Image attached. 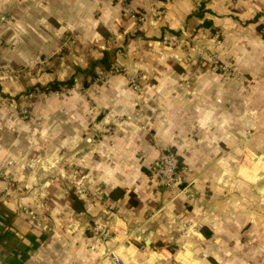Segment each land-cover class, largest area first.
<instances>
[{
    "label": "crops",
    "instance_id": "crops-1",
    "mask_svg": "<svg viewBox=\"0 0 264 264\" xmlns=\"http://www.w3.org/2000/svg\"><path fill=\"white\" fill-rule=\"evenodd\" d=\"M0 16V69L11 70L0 76L1 96L80 81L91 61L116 48L112 64L133 67L141 82L136 91L125 76L107 74L91 91L101 109V154L85 163L87 175L101 172L95 233L84 226L88 211L55 195L40 169L47 166L36 165L18 190L0 180L1 264H106L108 250L125 264H264V0H0ZM182 32L233 72L215 70L196 49L161 44ZM75 85L36 101L27 122L0 107V168L16 156L69 157L85 144L88 134L72 131L75 111L89 108ZM166 148L184 166V191H166L157 176ZM46 187L60 206L70 204L69 217L60 206L46 222L23 210Z\"/></svg>",
    "mask_w": 264,
    "mask_h": 264
},
{
    "label": "rangeland",
    "instance_id": "rangeland-1",
    "mask_svg": "<svg viewBox=\"0 0 264 264\" xmlns=\"http://www.w3.org/2000/svg\"><path fill=\"white\" fill-rule=\"evenodd\" d=\"M0 21H3L2 16H0ZM63 40L65 42H72L73 37H70V35L65 36ZM116 44L119 45L120 43L116 41L113 45ZM161 44L170 49L184 48L188 50L191 49V51H195L196 49V52L199 54L198 48H195L194 45L191 44V41H189V35L183 32L165 37L164 39H162ZM64 48L65 46L63 43L57 50V54L63 53L65 51ZM117 49L118 48H116V50ZM132 68H130L127 64H123L122 62H118L117 64L113 63L111 68L108 69L109 71L106 69L101 70V67L96 66L93 70V74H84L80 81L79 79L76 80L74 82V84L76 83V85L74 86V89L72 91L75 90V92L80 96V99L84 101V105L86 104L89 108L87 109L84 106V108L80 107L75 111V124L73 125L74 127H72V131L79 136L83 134L84 137H86V134H88L89 137L85 141V144L82 147L75 146L74 153H72L69 157L58 154L57 156H43L41 158H38V163L33 160L24 161L23 158L19 156L10 158L9 162H7V167L5 166L0 168V180H4L8 183V189L14 190L16 188L15 190H18L16 182L20 180L23 172H28V175H31L33 177L36 174L34 172L36 165H46L47 168L45 169L47 170H44L42 168L40 169L42 172L44 171L45 173H47L46 178L48 180L53 179V182H51V185L49 187L52 188L55 195L59 197L64 196L69 200V198H71V194H74L76 197L81 199L83 202L82 211H88V213L85 215L86 221L84 223V226L88 228V231L90 233H95L94 231L97 224L94 220L98 216H93V214H101V172L91 173V175H87V164L85 163L97 160V158L101 154V109L94 107V102L92 100L93 94L91 93V91L94 92L95 89H100L97 87L101 85L102 80L107 74H119L125 76L130 87L131 85L129 82V76H134L137 83L141 87L139 73L132 71ZM110 69L112 73L110 72ZM10 72L11 70L9 68L0 69V76L7 75ZM78 75H80V73H77L76 76ZM79 77L80 76H78L77 78ZM85 81L88 82L87 85L84 84ZM185 84H189L188 78L183 79L179 82L180 86H184ZM67 91L68 88L62 85L61 89H58L56 91L42 90L37 86H33L29 89L23 90L21 93L13 97L0 95V107L2 105H6V107H8L12 114L15 115L19 120L27 122L33 116V105L36 101H46L50 99V97L61 98L64 93H67ZM77 111L83 116L87 115L88 122H77ZM142 128H144L142 130L145 131L146 134L149 133L147 127L142 126ZM67 158L68 161H66ZM9 167H12L13 169H9ZM53 169H56V172H53ZM41 171H39V174ZM47 190V187L43 190V192L42 189L39 190L41 194H37L36 202L34 203L35 206L33 207L35 210L30 209L29 206L28 210L26 208L23 209L27 214L31 212L35 216V218L38 217L41 222H46L51 218L52 213L56 209V206L58 208L62 207L60 206V201L54 199V197H56L54 196V193ZM71 209L72 208L70 204L66 206L64 205L61 209L63 210L62 216L64 218L69 217L65 214L67 211H72ZM82 211L75 212L78 213ZM104 263L107 264L108 262L106 261ZM176 263L179 264L180 262L177 261Z\"/></svg>",
    "mask_w": 264,
    "mask_h": 264
},
{
    "label": "built area",
    "instance_id": "built-area-1",
    "mask_svg": "<svg viewBox=\"0 0 264 264\" xmlns=\"http://www.w3.org/2000/svg\"><path fill=\"white\" fill-rule=\"evenodd\" d=\"M130 16L136 20H142V16L130 11ZM200 59L208 61L211 67L215 70L231 74L233 72L232 67L219 59L217 53L213 49L206 47L198 48ZM109 71V70H108ZM110 72L112 73L111 69ZM129 82L132 89L139 91L140 85L137 83L134 76H129ZM185 169L176 153L169 148L162 149L157 159V176L163 182L165 190L169 192L184 191L185 185ZM28 215L31 218L35 216L30 212ZM122 236L128 237L129 233L123 229L120 231ZM102 261L114 264H125V261L114 251L108 250L102 254ZM1 264V263H0Z\"/></svg>",
    "mask_w": 264,
    "mask_h": 264
},
{
    "label": "trees",
    "instance_id": "trees-1",
    "mask_svg": "<svg viewBox=\"0 0 264 264\" xmlns=\"http://www.w3.org/2000/svg\"><path fill=\"white\" fill-rule=\"evenodd\" d=\"M203 5H204L203 2H201L199 11H197L195 13L196 15L202 16ZM204 24L206 27H209L211 25V23H209L208 21H205ZM259 29H260V27H259ZM263 36H264V32H263ZM115 51H116V49H114L112 51H110V50L103 51V56L98 60L91 61L89 68H87L83 73L93 74V68L96 66L101 67L102 69H106V70L111 68L112 62L114 60ZM73 83H74V77H71L65 81H55L53 83H50L47 86H39V88L42 90L54 91V90H58L61 87V85L65 86V87H71V85ZM84 84L87 85L88 84L87 81H85ZM71 198L73 199L72 207L74 208V210H83L82 200L79 199L78 197H76L74 194H71Z\"/></svg>",
    "mask_w": 264,
    "mask_h": 264
}]
</instances>
